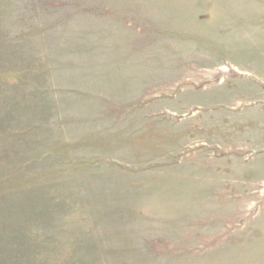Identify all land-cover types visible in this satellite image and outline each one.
<instances>
[{
    "label": "rangeland",
    "instance_id": "1",
    "mask_svg": "<svg viewBox=\"0 0 264 264\" xmlns=\"http://www.w3.org/2000/svg\"><path fill=\"white\" fill-rule=\"evenodd\" d=\"M0 264H264V0H0Z\"/></svg>",
    "mask_w": 264,
    "mask_h": 264
}]
</instances>
